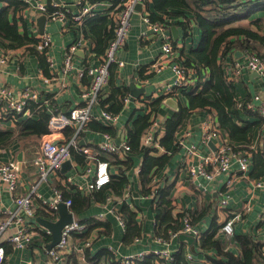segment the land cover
<instances>
[{"label":"crops","instance_id":"obj_1","mask_svg":"<svg viewBox=\"0 0 264 264\" xmlns=\"http://www.w3.org/2000/svg\"><path fill=\"white\" fill-rule=\"evenodd\" d=\"M43 1L46 2L47 0ZM90 1L95 3V8L98 12L94 15L97 18L90 19L88 20L89 23L87 22L85 24V32L91 43L92 52L83 51L81 54H76L73 59L75 67H80L84 62L97 64L102 52L96 53L93 51L95 46L94 39L98 37L99 42L97 43L101 45L104 50L108 38L107 36L104 37V34H108L110 37L112 36V32H110L113 27L111 19L112 8L108 0ZM90 1L88 0V2ZM4 4L5 1L0 0V7ZM59 4H68L67 8L72 10L75 9L72 0H60ZM39 15L40 14L35 13L32 7H26L23 11L17 13V16L20 17L18 20L20 29L21 22H24L28 32L33 35L34 38H37L39 32L36 26V18ZM187 15L190 16L188 20V29H190V32L189 34L187 33V35L179 25L173 24V22L185 21L183 18L184 16L179 14L177 17L167 16L166 18L171 21L170 33L173 38L175 49L178 50L181 56L189 57L191 49H194L201 39V30L194 22L193 14L188 11ZM101 18H103L102 21ZM230 26L248 28L264 36V9L251 12L248 16L233 21L218 31ZM94 27H96L97 30ZM172 27L178 30L176 35L172 34ZM45 31L51 34L52 45L49 49V54L54 61V67L59 68L62 63L63 49L73 41L74 31L72 29H63L60 21L51 20L47 17ZM91 32H95L94 34L96 36ZM142 32H146L148 35L142 37ZM151 34L152 33L147 30V24L141 19V14L139 12L134 13L131 18V29L128 40L117 52L118 59L123 62V65L117 66L115 64V70L111 75L110 82L104 89V99L110 95L111 86L124 89V95H127L130 99L131 90L129 85L132 82L135 87L139 89L144 88L145 90V92L138 95L135 99H141L143 96L153 97L156 91H160L161 88L171 81L173 74L170 67L162 68L158 72H155L153 69L148 70L150 73L146 71V68H152L151 65L156 61L161 51L159 38ZM232 49V52L230 51V53L224 57L225 60H236L243 63L244 50L238 48ZM261 51L264 53V48H261ZM16 52L18 56L10 60L5 67L2 66L0 69V82H4L14 88H22L26 85L39 88L41 91L49 94L48 100H51V107L53 105L61 112H67L71 106L78 103V95L84 83L83 79L79 81L75 73H72L66 75L61 83L59 80H61L62 76L57 72H52L46 60L47 70L50 76L44 74L40 66L39 54L37 55L31 50H26L25 47L17 48ZM237 52H240V54ZM140 67H144L145 69L142 75L137 71ZM199 69L202 71L198 74L199 77L202 76L205 78V82L208 81L209 71L207 69ZM226 78L232 83L234 89V105L232 107L231 117L238 126H249L252 127V130L247 134L246 140L233 141L230 139L228 133L221 128L223 130L222 137L225 141L242 150H259L261 152V149L264 148V144L260 142L258 135L260 128L259 116L257 111L249 108L247 104L257 107L264 103V82H262L256 74L247 70H243L239 75L230 72L228 76L226 75ZM197 92H199V90ZM256 96H258V98H255ZM135 99L133 101L130 100L125 105L122 104L121 108L115 113L109 109L113 105L114 100L104 102L106 108L117 115V123L115 124L116 132L114 135L108 133L114 142L117 140L118 143L122 142L127 136L126 128L128 126L131 127L132 122L138 115L144 113L136 109L137 100L135 101ZM173 99L178 102V105L182 104L183 106H187V99L183 94L178 98L173 97ZM51 109L52 108H50V110ZM100 109L101 106L99 104L94 106L95 113H99ZM46 110L47 112L50 111L49 109ZM173 111L175 110L168 107L164 103V100L163 103L158 105L155 109L154 119L159 122L160 127L156 130L157 133L155 134L156 145L154 146L157 148V151L156 153H151L154 156L165 153V150L159 146L158 140L164 135V120L168 118ZM24 117H35V113L33 114L32 111H29ZM209 119H214L218 124V118L214 109L210 111L207 109H195L190 113L186 123L176 132L173 149L167 152V155H171L172 152H174L171 155L170 162L160 169L152 168V178L148 186L154 184H159L161 188L163 186H170L169 198L172 201L173 217H177L179 214L182 215V213L184 214L185 212L190 213L192 218H194V214H202L197 217L196 221H192V224L199 228L206 229L203 236L209 232L214 221L217 224H221L226 218L227 213L231 215L244 206L250 207V210L244 213L240 220L235 221L234 235L228 243V246L225 247L232 254L238 256L240 254V246L234 239L236 235H252L261 239L262 243H264V222L260 221L258 218V214L264 206V175L258 178L250 177L252 160L246 171L239 170L238 164L234 163L231 173L223 174L213 181L205 182L203 180L204 188H197L193 178L188 173V166L190 164H196V160L195 158L186 157L185 145L194 143L197 145L199 153L204 155L212 154L215 151L214 140L206 144L200 142L203 126ZM90 125L81 134V145H93L103 140L104 133L94 130ZM0 127L3 129H14V126L5 121L0 123ZM185 133H188V135H185ZM43 136L44 135L37 139L38 145ZM180 142L184 143V145H181ZM20 152L21 155L18 157ZM261 154L264 156L262 152ZM126 157V152L106 155L108 162H112L115 158L117 160L126 161ZM11 158L22 160L23 163L29 161L27 151H24L21 144L15 139L7 147L0 148V161H6ZM122 165L123 167H121V170L125 169L123 171V176L126 177V182L121 195H115L111 189H107L103 193L95 195L93 199H90L89 205L86 209L79 212L78 215L73 213L71 207L67 208L68 212H70L75 219L85 222L88 228L83 233L74 234L72 236V242L76 243L78 249L68 255L64 262H56L48 258L42 248L43 244L49 248L48 244L51 242L50 232V234L47 235L49 236L48 241L35 239L34 243L21 250L13 249L8 242L2 240L1 244L3 247H5L4 244L6 243V245L11 248V250L5 254L4 264H119L118 259L120 256L133 254L137 251L148 252L152 249L162 247V244H158L153 239L156 230L159 228L155 227L157 223L153 212L155 202L149 196V190L145 192L146 190L140 182V175L137 173V169L141 168V156L137 158L136 162H134L129 169H126L124 164ZM85 167L86 163L82 161L79 162L73 151L69 166L61 169L58 174L50 180V183L41 184L39 192L45 197H51L57 185L65 188L67 192H74L71 189H76V184H84L93 177L92 173L88 176L82 174ZM121 170L120 167L117 168L114 164L110 166L111 175H119ZM35 176L33 166L26 164L22 170L21 180L25 181L28 178H35ZM229 179H231V185L227 191L229 197L228 202L226 207H220L218 202L221 198V192L227 189L225 186ZM256 181L261 182L262 185L258 186ZM27 188L28 186L24 185L20 189V193L25 192ZM11 206L12 202L10 196L7 193L1 194L0 209L9 208ZM124 206L135 212L136 220L141 226V235L131 240H125L126 226L124 225V227H122L115 218V213H111L112 210L116 212V214L122 213L121 210ZM99 214H104V217L102 219H97ZM0 216L2 215L0 214ZM57 217L59 218V215H57ZM37 218L42 217L37 216ZM10 231L11 230L7 231L5 236L8 235ZM218 236L222 237L220 231ZM85 241L89 242V245H86ZM181 246H183L185 254L187 250L193 254L194 260L201 261L205 258L208 262L207 264H214L212 260L225 261V258L221 257L214 248H208L206 251H202L201 248L195 247L192 243V238L184 233H178L170 239L169 248L172 250L173 254H176ZM109 248L115 251L116 254ZM137 262L138 261H136L135 264H137ZM187 263L190 264L189 262ZM152 264H164V262L155 259Z\"/></svg>","mask_w":264,"mask_h":264},{"label":"built area","instance_id":"obj_2","mask_svg":"<svg viewBox=\"0 0 264 264\" xmlns=\"http://www.w3.org/2000/svg\"><path fill=\"white\" fill-rule=\"evenodd\" d=\"M26 4V7H32L35 13L44 14L48 19L60 21L63 29H72L74 38L71 43L63 49L62 63L59 68L54 67V61L49 54L52 45L51 34L44 30L42 34L36 38V42L31 46L45 54V59L52 72H57L62 76L61 83L66 75L75 73L77 78L84 80L82 90L78 97L77 104L71 106L67 112H61L52 105L48 100V93L41 91L39 88L26 85L22 88H14L4 82H0V123L8 122L12 126L21 121L20 116H24L30 111V102L37 104L39 107L52 108L48 111L51 116L48 121L47 134L39 141L36 154L28 161L23 163L22 160L11 158L6 161H0V202L1 194L7 193L10 196L12 206L0 209V264H4L5 250L1 244L2 240L8 242L13 249L21 250L32 243L35 239L46 240L50 234L49 229L37 221V214L42 209L47 215L43 217L48 221H56L58 219V205L63 203L66 208L71 205V200H64L61 190L56 187L51 197H45L39 192L41 184L50 183L61 170L66 161L71 162L72 152L76 151L83 155L86 167L82 174L88 176L90 173L93 177L84 184H76V190L87 195L108 184L111 179L110 165L106 159L107 154H121L129 151L127 138L118 144L113 141L108 133H104L103 140L93 145H81L80 137L82 132L88 128L91 121H99L104 126H115L117 123V115L110 112L104 103V89L110 82V66H122L123 62L118 59L117 52L124 46L129 37L131 29V18L136 12L141 14V19L147 24V30L155 37L159 38L161 51L156 61L151 65L152 68H146V71L153 69L155 72L162 68L170 67L172 79L160 91H156L154 96H148L141 99H135L137 102L136 109L144 113H151L148 103L156 97H176L178 98L183 92H196L201 89V85L205 82L204 77H199L202 72L198 68H188L184 65L183 59L177 49L174 47L173 38L170 33L171 21L164 17V21L151 20L149 17V0H108L112 8V36L106 40L104 52L100 55L99 62H84L80 67H75L73 59L77 51L92 52L91 43L85 32V19L87 16L97 14L95 3L88 0H72L75 9H69L56 0L51 1V7L43 0H20ZM140 4L141 9L137 11L136 5ZM186 32L189 34L190 29ZM151 34V35H152ZM148 34L142 32L141 36L146 37ZM19 47H8L6 43L0 42V69L5 67L10 60L17 57L16 49ZM222 67L224 73L228 76L230 72L239 75L243 70H247L257 75L264 82V58L258 56L255 52L244 50L243 63L238 61H229L222 59ZM152 72V71H151ZM150 73V72H148ZM58 75V76H59ZM81 84V83H80ZM255 98H258L256 96ZM54 99V98H53ZM130 101L127 95H123L122 102L127 104ZM99 104L101 109L99 113L94 112V106ZM249 108L256 110L260 119L259 140L264 144V103L254 107L247 104ZM159 122L153 119L151 126L146 129L141 137L142 146L156 145L157 129ZM66 133V135H65ZM223 130L218 126L214 119H209L203 126L201 135V143L206 144L209 141H215V151L212 154H200L197 145L190 143L185 145L186 157L195 158L196 164H190L188 173L193 178L198 189L204 188V183L213 181L217 177L231 173L232 165L238 164L241 171H246L251 162V153L249 150H237L236 146L225 141L222 137ZM188 135V133H185ZM181 145L184 143L180 142ZM264 154V148L261 149ZM26 164L33 166L35 178L21 180L23 167ZM140 168L137 169V173ZM258 186L262 183L256 181ZM27 185L25 192L20 193V189ZM231 185V179L226 182V190H222L221 198L218 202L220 207H226L228 202V188ZM161 186L154 184L150 188L149 196L154 202L157 201L158 191ZM112 197V195H111ZM250 210V207L244 206L240 210L227 213L226 218L221 222L220 232L226 247L234 235V223L241 219L242 215ZM115 213L118 223L124 227V216ZM185 212L181 218V228L178 231H167L169 239L155 234L154 240L162 247L152 249L148 252L137 251L133 254L120 256L118 262L120 264H135L136 261H142L147 256H155L164 264H175L174 255L169 248L170 239L178 233H184L192 238L195 247H199L200 240L206 229L194 226L191 219ZM104 214H99L97 219H102ZM260 221L264 222V206L258 214ZM159 227L158 223L155 225ZM87 224L72 217L70 223L65 224L60 233V238L56 244L47 248L42 245L45 254L56 262H64L65 258L72 254L78 246L72 242L74 234H80L86 231ZM10 231L5 236L7 231ZM137 241V240H136ZM86 245L89 242L85 241ZM110 249V248H109ZM111 250V249H110ZM114 254L115 251L111 250ZM261 252L264 256V243L261 246ZM185 259L190 264H207V260L203 258L194 260L193 254L188 250Z\"/></svg>","mask_w":264,"mask_h":264},{"label":"trees","instance_id":"obj_3","mask_svg":"<svg viewBox=\"0 0 264 264\" xmlns=\"http://www.w3.org/2000/svg\"><path fill=\"white\" fill-rule=\"evenodd\" d=\"M5 4L0 7V42H4L8 47H20L27 46L28 50L36 53L39 57L40 66L46 76H50L45 54L35 50L31 44L36 42V38L31 35L26 24L21 22V29L18 25L17 13H20L26 8V4L20 0H4ZM51 1L47 0L48 6L51 7ZM149 17L151 20L164 21L162 16L177 17L181 14L184 16L185 21L173 22V24L179 25L182 30L185 31L189 27V18L187 12L193 14L194 22L201 30V39L194 49H191L189 57L181 56L184 60L183 63L186 67L202 68L209 71V79L204 82L200 87L199 92L194 89L191 92H183V95L187 99V106L182 104L178 105V109L164 120V135L158 140L159 146L165 150L164 154L154 156L151 153H156L157 148L153 145L142 146L140 143L141 136L144 131L148 129L154 119L155 109L158 105L163 103L166 96H159L153 98L148 105L153 112L143 113L132 122L131 127L126 128V138L129 145V151L126 152V161L113 160L109 162L110 166L123 167L126 169L132 167L137 158L141 156V168L140 182L145 188V192L150 193L151 185L148 183L151 181L152 168L160 169L164 165L170 162L171 155H167L168 151H171L174 147V140L176 132L186 123L190 113L195 109H214L218 118V126L226 131L233 141L246 140L247 134L251 132L252 127H240L236 124L232 117L231 111L234 105V89L232 83L227 80L222 67V59L232 52V48H238L240 50H249L255 52L258 56L264 58V53L261 48H264V36L258 34L244 27L230 26L218 31L219 29L227 26L233 21L248 16L251 12L264 9V0H149ZM243 13V14H242ZM188 16V17H187ZM97 18L95 16H87L85 24L88 20ZM103 18H101L102 21ZM89 23V22H88ZM96 30L97 28L94 27ZM22 30V31H20ZM93 30V27H92ZM112 32V30L110 31ZM92 33V32H91ZM95 33V32H94ZM92 33L94 36H96ZM111 34V33H110ZM110 38L108 34H104V37ZM97 42L98 37L94 39L93 51L104 52L101 45ZM105 49V46H104ZM44 56V57H43ZM115 70V65L110 66V78ZM138 73L142 75L145 71L144 67L137 69ZM145 77V76H143ZM125 90L115 86H111V93L108 97L101 102V106H104V102L114 100L113 105L109 108L112 112H117L123 104L122 99ZM30 111L35 113V117L23 119L20 116L21 121L15 123V129L6 130L0 128V148L7 147L14 139L17 140L24 151H27L29 160L36 154L38 150L37 139L42 135L47 134L48 121L50 119V113L47 112L46 107H39L37 104L30 102L28 106ZM260 121V119H259ZM93 122V123H92ZM89 125L101 133H109L114 135L116 132L115 126H104L98 121H92ZM96 122V123H95ZM88 125V126H89ZM237 148V146L235 147ZM237 150H242L237 148ZM251 153L252 170L250 177L258 178L264 175V156L259 150H249ZM75 157L79 162H85L82 154L74 151ZM125 170V169H124ZM119 175H111L110 182L97 191H93L88 195H84L82 192L72 188L74 192H67L65 188L57 185L62 192L64 200H71V207L73 213L78 215L79 212L86 209L89 205V200L93 199L95 195L103 193L107 189H111L115 195H121L122 189L126 182V177L123 176V171ZM138 175V176H139ZM170 186H163L159 188L157 201L154 204L153 212L155 214L156 221L159 228L156 230V234L169 239L167 234L168 230L172 232L178 231L181 228V218L184 215L182 213L177 217H173L172 201L169 198ZM121 214L125 220V240H131L134 237L141 235V226L136 220V214L126 206L122 207ZM38 216L42 218L47 214L40 209ZM181 215V217H180ZM191 222L196 221L197 217L202 214H194L192 218L191 214H188ZM221 224L212 223L210 230L205 236H202L200 240L199 248L202 251H206L208 248H214L221 257L225 258V264H264V256L261 252L262 240L252 235H236L235 241L240 246V254L235 256L225 247L223 244V238L218 236ZM49 240L47 236L46 241ZM5 254L8 253L11 248L4 244ZM174 255L175 264H188L185 259V250L183 246L179 248V251ZM157 259L155 256L146 257L142 261H138L137 264H152L153 260Z\"/></svg>","mask_w":264,"mask_h":264},{"label":"water","instance_id":"obj_4","mask_svg":"<svg viewBox=\"0 0 264 264\" xmlns=\"http://www.w3.org/2000/svg\"><path fill=\"white\" fill-rule=\"evenodd\" d=\"M57 2L60 3V0H57ZM64 6L68 7V4L64 5ZM135 7H136L137 10L141 9L140 4H137ZM45 23H46V15L40 14L36 18V26H37L39 34H42L44 32ZM171 31H172L173 35H176L177 32H178V30L175 27H172ZM81 53H82L81 50L77 51V54H81ZM237 53L240 54V52H237ZM129 88L131 90V92H130V96H131L130 100H132V101L135 98H137L138 95H141L143 92H145L144 88L139 89V88L135 87L133 82L130 83ZM164 103L168 107H170V108H172L174 110H176L177 107H178V102L176 100H174L172 97H166L164 99ZM116 143L118 144V140L116 141ZM20 155H21V152L18 154V157H20ZM68 166H69V162L66 161L63 164L61 169H64L65 167H68ZM58 215H59L58 220H56L54 222L45 220L43 218H37V221L40 224L46 226L49 229V231L51 232V242L48 244L49 248L52 247L54 244H56L58 242V240L60 238V233H61L62 227L65 224L70 223L72 221V217H73V215L70 212H68L66 206L63 203H60L58 205ZM212 261L214 262V264H225L224 261H219V260H212Z\"/></svg>","mask_w":264,"mask_h":264},{"label":"rangeland","instance_id":"obj_5","mask_svg":"<svg viewBox=\"0 0 264 264\" xmlns=\"http://www.w3.org/2000/svg\"><path fill=\"white\" fill-rule=\"evenodd\" d=\"M20 47H25V49L27 50L28 49V47L27 46H20ZM25 118V117H24ZM14 127H16V126H14ZM1 128V127H0ZM15 129V128H14ZM7 130V129H6ZM8 130H11V129H8Z\"/></svg>","mask_w":264,"mask_h":264}]
</instances>
